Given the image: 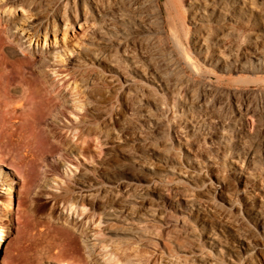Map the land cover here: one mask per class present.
Listing matches in <instances>:
<instances>
[{"label":"rangeland","instance_id":"obj_1","mask_svg":"<svg viewBox=\"0 0 264 264\" xmlns=\"http://www.w3.org/2000/svg\"><path fill=\"white\" fill-rule=\"evenodd\" d=\"M50 1L35 0L34 5L30 3L33 9L29 6L32 10L27 3L14 14L0 11L3 20L13 23L10 31L0 26V147L3 141L10 146V155L0 149L6 162L0 166V231H5L8 240L0 244V264H60L83 257L84 264H114L122 252L129 255L130 264H264V60L239 69L238 65H216L210 57L216 48L223 51L230 44L238 52L231 53L241 58L245 48L241 43L250 40L248 32L264 26V0H250L253 4L234 29L226 28L229 31L224 30V35L213 37L209 52L199 55L191 45L193 29L186 37L185 32L176 33L172 15L166 22L158 0H70L66 5ZM258 4L262 13H258ZM82 13L89 17L87 23L79 21ZM133 14L152 26L151 31L142 33L137 22L128 23L126 35L108 44L103 38L110 33L106 23L110 19L119 23L120 15ZM240 24L247 26L241 30ZM11 49L16 53L11 54ZM66 70L74 71L80 97L89 95L91 106L97 107L93 112L99 126L92 125L104 131L100 135L105 145L90 143L86 151L76 147L70 153L58 143L60 139L52 137L55 132L67 138L72 125L78 123L69 111L70 100L79 96L70 97L68 89L63 91L67 107L62 108L60 101V107L50 113L38 107L29 121L23 115L25 102L20 91L28 89L42 101L44 88L48 85L51 90L49 86L64 76L56 78L55 72L59 75ZM126 78L135 86L127 88ZM143 103L151 109L152 104L159 105L152 114L160 121L153 116L155 120L148 125L141 116ZM183 120L196 123L198 135L191 138L186 134L189 142L183 141L181 146L176 129ZM33 122L37 134L32 132ZM31 134L42 141V156L27 154L26 166L19 167V158L27 153L23 145ZM219 137L225 143H221L223 155H214L213 164L209 162L214 154L211 145L220 142ZM248 150L254 156L243 161V152ZM79 173L86 175L85 189L91 190L85 199L86 217L78 219L83 223L90 217L83 234L61 221L67 211L54 199L65 187L77 194ZM9 186L15 197L11 210ZM169 186L177 191L172 198L177 220L182 217L178 203L198 199L191 210H199L191 220L187 221L188 215L184 220L190 222L187 231L195 239L190 247L178 246L179 236L165 235L159 201ZM114 193H121V200ZM155 206L160 211L150 216L148 212ZM126 208L135 210L134 217ZM68 214L71 219V212ZM108 255L111 263L104 258Z\"/></svg>","mask_w":264,"mask_h":264},{"label":"bare ground","instance_id":"obj_2","mask_svg":"<svg viewBox=\"0 0 264 264\" xmlns=\"http://www.w3.org/2000/svg\"><path fill=\"white\" fill-rule=\"evenodd\" d=\"M41 1V0H40ZM50 1V0H49ZM56 4L57 2H61L63 3V5L65 3H68L70 0H53ZM91 3H93L95 0H87ZM97 1V0H96ZM105 1V0H104ZM107 1V0H106ZM115 1V0H114ZM52 2V1H50ZM75 2V1H73ZM17 3V4H16ZM27 3H32V5H34L35 3V0H0V11H1V14L3 13H8V14H14L15 12V9L16 8H20V9H23L24 8V5L27 4ZM53 3V2H52ZM85 3V2H84ZM88 3V2H87ZM96 3V2H95ZM107 3V2H106ZM118 3V2H117ZM164 5H165V11L167 12L168 16H169V19H171V15H172V18H173V21L175 23V32L176 33H184L185 37L187 36V33L190 34L191 31L190 29H193V35L190 36L191 37V45L194 47V51H196V53H201L203 54V52H206V54L209 52V43L210 41L212 42L213 41V37H216V39H218L217 37H219V35H224L222 32L224 30H228V29H234V25H237V20L239 19V17L245 15L246 11H248V8L249 6H251L253 4V1H250V0H164ZM60 4V3H59ZM86 4V3H85ZM66 5V4H65ZM75 5V4H74ZM92 5V4H91ZM259 5V4H258ZM23 8H22V7ZM28 5V9L30 8ZM58 5H56L55 8H58L57 7ZM96 6V5H95ZM161 6V5H160ZM254 6V5H253ZM252 6V7H253ZM32 9L34 6H31ZM51 7V6H50ZM64 7V6H62ZM92 7V6H91ZM260 7V5L258 6V8ZM251 8V7H250ZM256 8V7H255ZM257 8V9H258ZM30 8V10H32ZM35 9V8H34ZM75 9V7H74ZM73 9V10H74ZM93 9V8H92ZM97 9V8H96ZM254 9V7L252 8ZM256 9V10H257ZM262 9V7H261ZM50 10H54L53 9H50ZM60 10V9H59ZM81 10V9H80ZM162 10V8H161ZM258 13H262L260 11V8L258 9ZM34 12L36 11L33 10ZM56 11V10H55ZM69 11V10H68ZM82 11V10H81ZM264 11V10H263ZM40 12V11H39ZM84 12V11H83ZM37 13V11H36ZM35 13V14H36ZM88 13V12H87ZM264 13V12H263ZM48 14V13H47ZM76 14V12H75ZM135 14V13H134ZM133 14V15H134ZM38 15V14H37ZM86 15V14H85ZM83 13L82 14H79L80 16V20H83L85 23H87V19H89V17L87 18ZM261 15V14H260ZM264 15V14H262ZM52 16V15H51ZM127 17L125 16H122L120 15L119 17L120 18H117V20H119L120 22H115L113 23V21L111 22V19H110V23H106L107 27H105V29L110 32L109 34H106L105 36L103 35V38L104 40L107 41L108 44L111 45V42H115L116 40H118V37L127 33L126 31V28H127V24L128 23H134L137 22L138 23V29L143 33V32H150L151 31V27L152 26H148V25H145L140 19H136L137 17H134L133 16H129V15H126ZM186 16L188 17L187 19L189 20V23L191 26L186 27L185 26V22H186ZM75 18H77V15L76 17H74V21L76 20ZM79 18V17H78ZM82 18V19H81ZM87 18V19H86ZM139 18V16H138ZM72 19V21H73ZM244 19V18H243ZM78 20V19H77ZM103 20V19H102ZM242 20V19H241ZM62 21H63V18H62ZM77 22V21H76ZM89 22V20H88ZM11 23L10 21H5L3 20L1 17H0V26H2V29H5V30H11ZM75 23V22H74ZM78 23V22H77ZM80 23V22H79ZM188 23V25H189ZM13 24V23H12ZM69 25H71V22L68 23ZM214 24V25H212ZM245 24V23H244ZM241 25L238 26L240 27V29H245L246 26L245 25ZM66 24L64 23V26ZM50 26V25H49ZM68 26V25H67ZM104 26V25H103ZM136 26V25H134ZM215 26V27H214ZM244 26V27H243ZM14 27V26H13ZM47 24H46V27L44 29V37L46 36L47 34ZM51 27V26H50ZM70 27V26H69ZM191 27V28H190ZM215 29H214V28ZM237 27V28H238ZM53 30H54V26L52 27ZM51 28V29H52ZM228 28V29H226ZM236 29V28H235ZM241 29V30H242ZM256 29V28H255ZM229 31V30H228ZM231 31V30H230ZM234 31V30H233ZM249 30H247L248 32ZM4 32V30H3ZM8 32V31H7ZM173 32V35L174 33ZM190 32V33H189ZM225 32V31H224ZM239 32V31H238ZM245 32V31H244ZM175 33V34H176ZM226 33V32H225ZM229 33V32H228ZM237 33V32H236ZM240 33V32H239ZM149 34V33H147ZM145 34V35H147ZM183 35V37H184ZM236 35V34H235ZM248 35H249V42L247 41H244L242 42L241 44L243 45V47L245 48H241L243 51H241V58H237L233 53H231V51L233 52H236L237 49H235L236 51L231 50V46H228L230 44H227V46H224L223 47V51H221V48L220 50H214L215 49V46H214V49L212 47V50L213 53L212 55L210 56L211 57V60L213 61H216L217 64L216 65H238L239 66V69H245V65H250V64H253V63H257L258 65L261 64V62L264 60V26H262L261 28H258L256 30H253V31H249L248 32ZM246 35V36H248ZM148 36V35H147ZM176 36V35H175ZM174 36V38H176ZM243 36V35H242ZM178 37V35H177ZM247 38V37H246ZM248 38V39H249ZM179 39V38H178ZM212 39V40H211ZM239 39V38H238ZM247 39V40H248ZM220 40V39H219ZM218 40V41H219ZM223 40V39H222ZM189 41V40H188ZM19 42V41H18ZM175 42V41H174ZM177 42V41H176ZM190 42V41H189ZM227 42V41H226ZM180 43V42H179ZM177 43V44H179ZM187 43V42H186ZM214 43V42H213ZM217 43V42H216ZM215 43V44H216ZM19 44V43H18ZM120 44V42H119ZM214 44V45H215ZM124 45V44H123ZM182 45V44H181ZM187 44H185L186 46ZM211 45V44H210ZM241 45V47H242ZM20 47H22L23 45H19ZM177 47H179L178 45H176ZM221 46V45H220ZM210 47V48H211ZM26 48V47H25ZM24 48V49H25ZM181 48V47H180ZM180 48H178L180 50ZM219 48V47H218ZM240 49V50H241ZM208 50V52H207ZM227 50L228 53L230 52L229 55H224V51ZM239 50V51H240ZM182 52V49L180 50ZM191 51V50H190ZM212 52V51H211ZM243 52V53H242ZM11 54H14L16 53L13 49H11L10 51ZM98 55L100 56L99 52H97ZM238 53V52H236ZM95 54V53H94ZM126 54V53H125ZM97 55V54H96ZM97 56V57H99ZM62 57V56H61ZM96 57V58H97ZM116 57V56H115ZM209 57V58H210ZM207 57L204 56V60L206 59ZM115 59V58H113ZM118 59V58H117ZM116 59V60H117ZM97 60V59H96ZM99 60V59H98ZM104 60V59H103ZM116 62V61H115ZM116 66V65H115ZM136 66V65H135ZM212 69V68H211ZM236 69V68H235ZM234 69V70H235ZM210 70V69H209ZM143 71V70H142ZM208 71V70H207ZM236 71V70H235ZM59 72V71H58ZM44 73V72H43ZM208 73V72H206ZM55 76L56 78L57 77H63L60 78V80H57V82L54 83V86H49L51 88L48 89L47 86L46 88H44V100H39L38 98L39 97H36L35 94H33L30 90L26 89V90H22L20 91L21 93L23 92L22 94V99L24 100V106H23V109L22 112H23V115L26 117V120H30L32 119L33 117V114L36 112V110L38 109V107H41L42 110L46 111V113H50L52 111H54L55 109H57L58 107H60V105L58 104V102H62L61 104V107L62 108H65L67 107V101H66V97L63 96L65 95L66 93L63 94V91L68 89V94L70 97L72 96H79L77 99H73V100H70V103L71 106H70V111L69 113L71 115L74 116L75 120L78 119V123H76V125H72V128L69 132V136L67 138H64L62 137V135H58V134H55V132L53 133V136L55 139H60L58 140V143L64 148L66 149V151L72 153L74 148L76 147H79L81 151H86L89 146H90V143H96V145L100 144L101 145H105V141L103 140V136L100 135L102 133L99 132L100 129L99 127H97L96 129L93 127L94 125L92 124H95V126H99L98 124V121L96 119V117L94 116H97L95 112H93V108H97V107H94V106H91L92 101L89 97V95L85 94L86 97H84V95L82 97H80L79 95V91H78V86L75 84V75H74V71H73V74L72 72H69L68 70L66 71H63V72H60L59 75H57V72H55ZM214 74V73H213ZM224 74V73H223ZM128 76V75H127ZM125 77V76H124ZM250 77V76H249ZM68 78V79H66ZM82 78V77H81ZM41 79V78H40ZM80 79V78H79ZM125 79V78H124ZM127 80H125V84L127 86V88H132V86L134 85L132 80H130L129 78H126ZM96 81V80H95ZM80 82V81H79ZM84 82V81H82ZM49 83V82H48ZM90 81H89V85H90ZM93 83V82H92ZM91 83V84H92ZM97 83V81H96ZM104 83V82H102ZM53 84V83H52ZM87 84V83H86ZM83 85V84H82ZM93 85V84H92ZM99 85V84H98ZM102 85V84H101ZM104 85V84H103ZM44 86V85H43ZM87 86V85H86ZM96 85H94L95 87ZM100 86V85H99ZM98 86V88H99ZM135 86V85H134ZM84 87V85H83ZM106 87V86H105ZM172 87V86H171ZM23 88V86H22ZM60 88L62 89L60 91ZM93 88V87H92ZM104 88V87H103ZM150 88V87H149ZM94 89V88H93ZM97 89V87H96ZM100 89V88H99ZM178 89V88H177ZM21 90V88H20ZM87 90V89H86ZM131 90V89H130ZM129 90V91H130ZM136 90V89H135ZM67 91V90H66ZM137 91V90H136ZM136 91H133V92H136ZM172 91V90H171ZM184 91V90H183ZM75 92V95L72 94ZM87 93V92H86ZM151 93V92H150ZM172 93V92H171ZM175 93V92H174ZM173 93V94H174ZM182 93V92H181ZM100 94V93H98ZM180 94V93H179ZM183 94V93H182ZM135 95H137V92L135 93ZM140 95H143L140 94ZM139 95V96H140ZM9 96V95H8ZM20 96V95H19ZM138 96V95H137ZM141 97V96H140ZM149 97V96H147ZM146 97V100L148 99ZM19 98V97H17ZM142 98V97H141ZM180 98V97H179ZM65 99V100H64ZM144 99V98H142ZM153 99V98H152ZM151 99V100H152ZM5 100V99H4ZM21 100V99H20ZM19 100V101H20ZM69 100V99H67ZM144 101V100H142ZM155 101V100H154ZM158 101V100H157ZM96 103V102H95ZM147 103V102H146ZM149 103V102H148ZM155 104H159L158 102H156ZM155 104H152L153 105V108H155L157 110V107L156 106H159V105H155ZM146 105V104H145ZM90 106V107H89ZM98 106V105H96ZM147 106V105H146ZM146 106H144V103H143V106H142V113L141 116L143 117V119L148 123L151 122V120H155L153 116H155V114L153 115L152 114V109L151 107L147 108L146 109ZM179 106V105H178ZM19 108V106H17ZM160 109L159 110H163L162 107H159ZM167 108V107H166ZM173 108V107H172ZM149 109H151V111H149ZM68 110V108H67ZM74 110L76 112H83L82 115H78V113H75ZM96 110V109H95ZM98 110V109H97ZM161 110V111H162ZM170 110V109H169ZM5 110H3L4 112ZM19 111V110H18ZM167 111V110H166ZM1 112V111H0ZM22 112H19L20 114ZM95 113V114H94ZM99 113V112H97ZM155 113V112H154ZM158 113V112H157ZM170 113V112H169ZM39 114V113H38ZM101 114V113H99ZM133 114V113H132ZM168 114V113H167ZM5 116V115H4ZM135 116V115H134ZM3 117V116H2ZM100 116H98L99 118ZM177 117V116H176ZM175 117V118H176ZM182 117V116H181ZM180 117V119H182ZM184 117V116H183ZM156 118V116H155ZM158 118V117H157ZM156 118V119H157ZM161 119V118H160ZM184 119V118H183ZM187 119V118H185ZM100 120V119H99ZM175 120V119H174ZM191 120V119H190ZM157 121H160L159 118L157 119ZM189 121V120H188ZM194 121V119H193ZM22 122V121H21ZM174 122V121H173ZM177 122V121H176ZM182 122V121H181ZM25 123V121H24ZM175 123V122H174ZM21 124V123H20ZM23 124V122H22ZM179 124V126H178ZM177 124V129H176V132L180 133V135L178 137H176V139H178V143L179 145L182 146L183 141H185L186 143L189 142V140L187 141V137H186V134H188L191 138H196V136L198 135L197 134V127L196 123H192L191 121L189 122H186V120L181 123L182 125H180V123ZM92 125V126H91ZM152 125V124H151ZM175 125V124H174ZM32 126V132L33 133H36L38 132V129L35 128L34 126V122L31 124ZM176 127V126H175ZM64 128H67L66 126H64ZM63 128V129H64ZM175 129V128H174ZM199 129V127H198ZM6 130V129H5ZM99 130V131H98ZM178 130V131H177ZM68 131V129H67ZM66 131V133H67ZM31 132V131H30ZM104 132V131H103ZM153 132V131H152ZM30 134V133H29ZM52 134V133H51ZM177 134V133H176ZM183 134V135H181ZM185 134V135H184ZM224 134V133H223ZM218 136V135H217ZM224 136V135H223ZM223 136H221L222 138H224ZM29 138L26 140V142L24 143L23 145V149L27 152V153H23V157L22 158H19V162H18V166L19 167H23V166H26V161H25V156H28L30 155L31 157H39V156H42V147L40 146L43 145L41 142L37 141L36 139V136H34L33 134H31L30 136H28ZM185 137V138H184ZM220 138V137H219ZM180 139V141H179ZM198 139V138H197ZM18 140V139H17ZM25 140V139H24ZM40 140V139H39ZM191 140H196V139H191ZM220 142H212V149L214 150V154H212V156L209 158V162H213L214 164V161L216 159H214V155H223L222 153V150H223V147H222V144L223 141L221 140V138L219 139ZM224 140V139H223ZM191 141V142H193ZM190 142V143H191ZM107 143V142H106ZM225 143H223L224 145ZM58 145V144H57ZM59 145V147H60ZM210 146V147H211ZM199 148V147H198ZM0 149H3L5 152H6V155H10V146L7 142L3 141L2 142V145L0 147ZM79 150V151H80ZM78 151V150H77ZM209 151V150H208ZM210 153H212L210 151ZM28 154V155H27ZM208 154V153H207ZM252 152L251 151H247V152H243V158L242 160L243 161H247L249 160L251 157ZM5 159L3 157L0 156V166H5ZM28 163V162H27ZM11 165V164H10ZM242 166V165H241ZM262 168V167H261ZM242 169V168H241ZM71 171V170H70ZM247 172V171H246ZM86 179V175L85 174H81L79 173L78 177H76V185H78L77 189H78V192H76L77 194L75 195V193H73L72 190H70L68 187H65V188H60L62 190V192L59 194V195H55L54 199L57 203H62L63 205V209L66 210L67 214L66 215H63V217L61 218L67 226H69V228L71 229H75V230H80L81 233L83 234V228L84 226L86 225L87 222H85V220L89 221V223H91V220L89 219L90 217H88L87 219L84 220V222L82 223V219H84L85 217H83V210L85 209V207H87V197H89L91 194H90V191L91 190H86V185H85V180ZM190 180V179H189ZM88 184V181L86 182ZM5 184V183H4ZM88 186V185H87ZM108 186V185H107ZM167 187V186H166ZM128 189V188H126ZM109 190V189H108ZM107 190V191H108ZM112 190V189H111ZM119 190V189H118ZM121 191V190H119ZM119 191L117 193H119ZM125 193L126 190L124 189ZM133 191V190H132ZM7 192H8V208L9 210L11 209H15V197L13 196V193H12V190H11V187L9 186L7 188ZM113 192V190H112ZM115 192V191H114ZM177 191L172 188V187H168L165 189V191L160 195V205H161V212H163V216L165 219H163L164 221V224H165V228H166V233L165 235L167 234V236L170 234H174L172 237L174 239H177V237L179 236L178 238V246H182V244H187L190 246V243L192 241H195V239L193 237H191V232L187 231L188 229V225L190 224L185 222V218L186 216L188 215V220H191L189 219V217L193 216V212L195 211H198L199 210V207L197 209H192L191 208L193 207L194 205V202L198 199L195 198H192L191 199H182L180 196V199L184 200L180 203H178V211L182 214V217H181V220H177V218L174 216V212L172 211V198L176 196H173L175 195ZM89 193V194H88ZM103 193V192H102ZM106 193V192H104ZM116 193V192H115ZM114 193V194H115ZM78 195V196H77ZM132 195H135L134 192ZM131 195V196H132ZM112 196V195H111ZM116 197V199H120V197H122L121 193L120 194H115L114 195ZM126 196H129L126 195ZM114 197V198H115ZM84 198V199H83ZM126 198V197H125ZM144 198L143 200L147 199L146 196L143 197ZM142 198H140L142 200ZM86 199V200H85ZM100 199V197H99ZM102 199V198H101ZM115 199V200H116ZM123 199V198H122ZM135 199V198H134ZM103 200V199H102ZM121 200V199H120ZM125 200V199H124ZM137 200V199H136ZM190 200V201H189ZM105 201V200H104ZM118 200H116L117 202ZM191 202L192 205H190L189 203L187 202ZM141 202V201H140ZM140 202H136V203H140ZM121 204V203H120ZM198 205V204H197ZM131 206V205H130ZM192 206V207H191ZM109 207V206H108ZM74 208V209H72ZM130 208H133L132 206ZM114 209V208H113ZM127 209V208H126ZM125 209V210H126ZM77 210V212H76ZM125 210L123 212H125ZM128 210V214H130L132 217H134L135 215V210L133 209H127ZM108 211H114L112 210V208ZM150 212L148 213H151L150 216H156V211H160L159 209V206H155V207H152L150 208L149 210ZM69 212H71V219H70V215L68 214ZM107 212V211H106ZM127 212V211H126ZM108 214V213H107ZM90 215V213H89ZM94 215V214H93ZM75 216V217H74ZM95 216V215H94ZM159 216V215H158ZM162 216V217H163ZM177 216V215H176ZM83 217V218H82ZM105 217V216H104ZM79 218H82L80 220H78ZM263 218V217H262ZM60 219V218H59ZM107 219H110L107 218ZM150 219V218H149ZM187 219V218H186ZM58 220V219H57ZM59 222V221H58ZM96 222L99 223V220L97 218ZM96 222H94L96 224ZM63 223V224H64ZM88 223V224H89ZM147 223V222H146ZM264 223V222H263ZM262 223V224H263ZM60 224V223H59ZM64 224V225H65ZM112 224V223H111ZM261 224V225H262ZM264 225V224H263ZM113 226V224H112ZM191 226V225H190ZM264 227V226H263ZM112 228V227H111ZM264 229V228H263ZM59 231V230H58ZM192 231V230H191ZM81 234V235H82ZM65 236V235H64ZM166 236V237H167ZM169 237V236H168ZM79 238V237H78ZM174 239H170V240H174ZM214 240V239H213ZM7 235H5V231L1 230L0 231V244L1 243H7ZM198 242V241H197ZM168 244V243H167ZM210 244L212 245V243L210 242ZM170 245V243H169ZM56 246V245H55ZM186 246V245H185ZM168 247V246H167ZM184 247V246H182ZM181 247V249H182ZM193 247H195L193 245ZM199 247V246H198ZM214 248V247H213ZM171 249H174V248H169L168 247V250H171ZM191 249V248H189ZM184 252L187 251V249H183ZM198 250V249H197ZM169 252V251H168ZM210 252V251H209ZM208 252V253H209ZM18 253V252H17ZM230 253V252H229ZM189 254V253H187ZM193 256H195L194 252H192ZM191 254V255H192ZM210 254V253H209ZM18 255V254H17ZM16 255V256H17ZM186 255V254H184ZM189 255V256H191ZM192 256V257H193ZM184 257V256H183ZM14 257H12V260ZM19 258V257H18ZM85 257H83L84 259ZM106 259V262L107 263H111V256L108 255L106 257H104ZM119 258V257H118ZM129 255H127L125 252H122L121 253V257L120 259H115L114 264H130V259H129ZM132 258V257H131ZM187 258V257H186ZM11 259V258H10ZM76 259V258H75ZM81 258H79L78 260H75L74 262H71L69 260H61L60 264H84L85 260H83ZM185 261V260H184ZM10 262V261H9ZM15 262V260H14ZM209 262V261H208ZM183 263V262H182ZM190 263V262H189ZM214 263V262H213ZM215 264V263H214Z\"/></svg>","mask_w":264,"mask_h":264},{"label":"water","instance_id":"obj_3","mask_svg":"<svg viewBox=\"0 0 264 264\" xmlns=\"http://www.w3.org/2000/svg\"><path fill=\"white\" fill-rule=\"evenodd\" d=\"M159 1V3H160V5H161V8H162V11H163V13H164V15H165V20H166V22H169V16H168V14H167V12L165 11V3H164V0H158ZM212 77H210V79H211Z\"/></svg>","mask_w":264,"mask_h":264}]
</instances>
